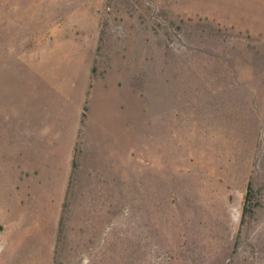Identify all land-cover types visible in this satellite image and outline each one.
<instances>
[{
	"label": "rangeland",
	"instance_id": "374dc122",
	"mask_svg": "<svg viewBox=\"0 0 264 264\" xmlns=\"http://www.w3.org/2000/svg\"><path fill=\"white\" fill-rule=\"evenodd\" d=\"M0 264H264V0H0Z\"/></svg>",
	"mask_w": 264,
	"mask_h": 264
},
{
	"label": "trees",
	"instance_id": "16d2710c",
	"mask_svg": "<svg viewBox=\"0 0 264 264\" xmlns=\"http://www.w3.org/2000/svg\"><path fill=\"white\" fill-rule=\"evenodd\" d=\"M244 208H246V207L244 206Z\"/></svg>",
	"mask_w": 264,
	"mask_h": 264
}]
</instances>
